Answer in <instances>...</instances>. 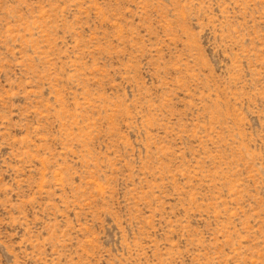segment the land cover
I'll use <instances>...</instances> for the list:
<instances>
[{"label":"rangeland","instance_id":"obj_1","mask_svg":"<svg viewBox=\"0 0 264 264\" xmlns=\"http://www.w3.org/2000/svg\"><path fill=\"white\" fill-rule=\"evenodd\" d=\"M0 264H264V0H0Z\"/></svg>","mask_w":264,"mask_h":264}]
</instances>
